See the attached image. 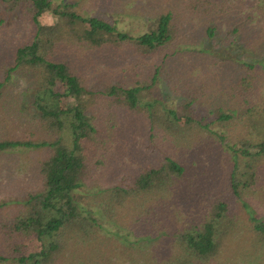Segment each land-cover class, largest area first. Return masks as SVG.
<instances>
[{"label":"trees","instance_id":"obj_1","mask_svg":"<svg viewBox=\"0 0 264 264\" xmlns=\"http://www.w3.org/2000/svg\"><path fill=\"white\" fill-rule=\"evenodd\" d=\"M0 1L28 21L31 34L12 50L5 81L19 70L34 74L33 105L45 133L36 140L0 139V155L18 148L43 152L38 188L0 219V264H56L64 243L96 238L101 223L95 209L133 232L141 227L156 232L165 259L174 251V263L164 259L162 264L216 260L237 234V201L253 235L264 243V220L244 199L262 179L264 96L254 85L264 78V60H230L208 46H189L213 38L226 21L234 23L232 33L264 40V0H240L246 16L237 17V0L168 10L149 20L139 35L82 15L73 3ZM93 51L125 52L135 85L91 87L89 65L73 56ZM229 68L234 70L215 81ZM161 80L182 98L176 109L158 100L142 103L144 91ZM197 108L208 109L211 117ZM121 114L125 125L130 119L137 128L145 126L150 149L158 153L130 155L123 162L128 151L112 141ZM223 144L231 150L230 160ZM115 157L119 163L112 162Z\"/></svg>","mask_w":264,"mask_h":264},{"label":"rangeland","instance_id":"obj_2","mask_svg":"<svg viewBox=\"0 0 264 264\" xmlns=\"http://www.w3.org/2000/svg\"><path fill=\"white\" fill-rule=\"evenodd\" d=\"M53 1L77 4L82 15L104 18L121 31L139 35L147 31L148 21L154 19L158 14L168 10L182 12L188 9L189 11L191 6H200V2L204 0ZM225 5L229 6L227 2ZM202 6H207V4L203 3ZM237 10V13H233V17H237L238 13L246 16V13H243L246 11V5L240 0H237ZM239 10L242 11L239 12ZM233 12L236 11L233 10ZM195 17L197 16L195 15ZM230 24L234 23L226 21V24L221 26L222 29L216 31L215 36L208 41L204 39L197 45L189 44V46L193 48L208 46L212 52L224 55L230 60H246L255 64L264 60V56H259L260 53L257 51L262 47V54H264V40L251 42L242 34L232 33ZM247 25H252V23L249 22ZM193 26L191 23L188 28L193 29ZM245 35L251 36L250 33H245ZM30 36L28 21L23 19L18 12L9 10L7 5L0 1V81L4 82L0 100V139L36 140L45 135L38 124L39 112L33 105L34 74L19 70L5 81L12 50L14 51L18 43L24 42ZM126 55L125 52L101 53L93 51L85 53L82 58L79 55H74L73 59L74 61L78 60L82 65H89L85 71L89 76L91 87L102 89L106 83L132 87L137 80L130 76L132 62L131 57L130 61L126 60L128 57ZM119 62L122 64L121 66H119ZM231 70L234 69H223L215 81L219 82V78L228 76ZM211 83L213 84V82ZM254 87L259 90L261 96H264V78L256 82ZM213 88L212 90H215ZM143 94L145 98L142 99V103L158 100L174 109L182 101V98L171 92L162 80L156 87L144 91ZM197 110L202 115L211 117L208 109L197 108ZM125 115L121 114L120 118H117L120 121L116 124L112 140L116 146L122 145L124 151H128V154L122 155L123 162L127 161L130 155L148 157L153 151L158 153V148L150 149V138L145 132V126L142 124L137 128L130 119L125 125V120H122L126 117ZM136 116L129 115V118H137ZM222 146L227 151L226 155L230 160L231 150L226 149L224 144ZM237 146H240L238 142ZM101 152L104 153L103 150ZM102 153L98 154L99 158L103 157ZM122 153L124 152L122 151ZM214 155L217 156V152ZM42 158V151L31 148H18L0 155V205L9 201L0 207V219L8 211L17 209L18 199H25L28 192H34L38 188L40 180L38 165ZM106 158L109 159L110 155H107ZM220 159H222V155ZM112 162L119 163L116 157ZM123 162L120 164L125 165ZM223 166L228 170L229 165L223 164ZM99 168L102 170L103 166L100 165ZM225 172L226 169L223 173ZM261 173L262 179L259 185L244 199L248 200L253 215L264 220V160ZM233 210L236 219L238 218L237 234L231 242L225 243L227 246L211 264H264V243L262 244L261 240L258 241L253 235L252 223L248 219L246 211L238 201L233 204ZM95 211L96 217L101 223L96 238L88 241L87 244L77 245L79 241L64 243L56 264H162L164 262L165 248L156 242L158 238L156 232H151V229L143 227L133 232L127 226L116 225L109 221L99 209H95ZM173 253L174 251L165 260L174 263L171 255Z\"/></svg>","mask_w":264,"mask_h":264}]
</instances>
